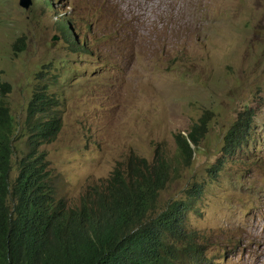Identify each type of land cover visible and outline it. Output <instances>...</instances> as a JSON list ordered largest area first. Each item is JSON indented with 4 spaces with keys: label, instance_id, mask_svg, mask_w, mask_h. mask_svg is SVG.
I'll list each match as a JSON object with an SVG mask.
<instances>
[{
    "label": "rangeland",
    "instance_id": "obj_1",
    "mask_svg": "<svg viewBox=\"0 0 264 264\" xmlns=\"http://www.w3.org/2000/svg\"><path fill=\"white\" fill-rule=\"evenodd\" d=\"M31 1L0 0L13 177L30 150L35 93L56 101L62 129L39 150L70 206L131 156L177 157L176 136L207 122L160 206L194 192L185 228L205 252L190 264H264V0ZM245 116L249 136L230 150L227 137Z\"/></svg>",
    "mask_w": 264,
    "mask_h": 264
},
{
    "label": "trees",
    "instance_id": "obj_2",
    "mask_svg": "<svg viewBox=\"0 0 264 264\" xmlns=\"http://www.w3.org/2000/svg\"><path fill=\"white\" fill-rule=\"evenodd\" d=\"M56 101L35 93L30 105V150L13 177L15 122L0 102V264H190L204 256L185 228L188 201L161 208L162 192L182 166L192 164L194 150L208 123L178 134L179 154L157 152L153 162L131 156L101 185L91 186L70 206L57 197L49 162L39 146L54 142L62 129L55 118ZM50 116L41 121L38 115ZM249 115V114H247ZM247 116L240 117L227 137L229 149L249 136ZM200 185L195 191H200Z\"/></svg>",
    "mask_w": 264,
    "mask_h": 264
},
{
    "label": "water",
    "instance_id": "obj_3",
    "mask_svg": "<svg viewBox=\"0 0 264 264\" xmlns=\"http://www.w3.org/2000/svg\"><path fill=\"white\" fill-rule=\"evenodd\" d=\"M32 4L31 0H21V6L25 7V8H29Z\"/></svg>",
    "mask_w": 264,
    "mask_h": 264
},
{
    "label": "bare ground",
    "instance_id": "obj_4",
    "mask_svg": "<svg viewBox=\"0 0 264 264\" xmlns=\"http://www.w3.org/2000/svg\"><path fill=\"white\" fill-rule=\"evenodd\" d=\"M158 0H153V3H157ZM162 3V2H161ZM158 5V4H157ZM157 7V6H156ZM257 234L260 235V236H264V229H260L259 231H257Z\"/></svg>",
    "mask_w": 264,
    "mask_h": 264
}]
</instances>
